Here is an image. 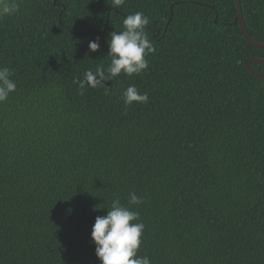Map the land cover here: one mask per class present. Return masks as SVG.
<instances>
[{"label":"trees","instance_id":"16d2710c","mask_svg":"<svg viewBox=\"0 0 264 264\" xmlns=\"http://www.w3.org/2000/svg\"><path fill=\"white\" fill-rule=\"evenodd\" d=\"M18 3L0 19L17 85L0 103V264H100L95 218L133 192L152 264H264V81L245 67L264 49L235 0ZM240 5L264 43V0ZM138 11L148 68L81 89L108 75L109 34ZM130 85L149 101L125 105Z\"/></svg>","mask_w":264,"mask_h":264},{"label":"clouds","instance_id":"9594fccd","mask_svg":"<svg viewBox=\"0 0 264 264\" xmlns=\"http://www.w3.org/2000/svg\"><path fill=\"white\" fill-rule=\"evenodd\" d=\"M121 6L125 0H113ZM20 11L18 0H0V19L15 15ZM149 18L143 12H135L123 18V31H113L108 43V54L111 63L107 68L108 75L102 67L95 72H85L84 79L77 81L80 88L85 85L92 88L107 87L105 81L120 76L139 75L148 68L146 56L154 51L153 43L146 32ZM90 52L100 50L99 38L88 44ZM12 72L7 67H0V103L5 102L9 95L16 91V82L11 79ZM125 105L143 104L149 101L148 94H141L134 85H130L123 93ZM144 203L137 194L129 193L127 204L120 199L111 202L110 210L104 216H97L91 230L90 239L95 245V255L100 264H152L147 256H138L142 243L145 225L140 221V213L131 206Z\"/></svg>","mask_w":264,"mask_h":264},{"label":"water","instance_id":"95a60500","mask_svg":"<svg viewBox=\"0 0 264 264\" xmlns=\"http://www.w3.org/2000/svg\"><path fill=\"white\" fill-rule=\"evenodd\" d=\"M236 2V6H237V15H236V21L239 23L241 30L243 32V35L245 36V39L247 40L248 44L251 45L252 47L255 48H259V49H264V43H260L256 40H254L246 31L245 25H244V21H243V17H242V10H241V5H240V0H235ZM251 64H260V65H264V59H259V58H255V57H251L250 59H248L245 63V67L246 70L256 76L257 78L261 79L264 81V74L261 73H257L255 71H253L250 68Z\"/></svg>","mask_w":264,"mask_h":264}]
</instances>
